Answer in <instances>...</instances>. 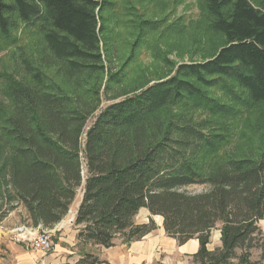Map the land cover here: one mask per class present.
<instances>
[{
    "label": "trees",
    "instance_id": "obj_1",
    "mask_svg": "<svg viewBox=\"0 0 264 264\" xmlns=\"http://www.w3.org/2000/svg\"><path fill=\"white\" fill-rule=\"evenodd\" d=\"M152 2L161 0L127 1L133 38L112 71L104 59L112 0H0L3 41L14 42L21 27L39 35L34 58L17 48L21 77L0 73V200L9 211L23 206L32 227L50 229L81 195L77 241L105 249L117 236L128 244L155 231L152 219L133 221L146 209L178 244L198 241L192 264H263L264 136L249 154L215 160L230 134L194 114L231 117L241 106L258 113L256 130L263 131L264 0H197L206 34L220 37L208 56L175 65L156 49L168 75L106 105L87 127L102 88L120 86L138 48L158 30L161 20L134 6ZM190 185L210 190H179ZM218 225L220 247L209 250ZM102 263L86 254L76 264Z\"/></svg>",
    "mask_w": 264,
    "mask_h": 264
},
{
    "label": "rangeland",
    "instance_id": "obj_2",
    "mask_svg": "<svg viewBox=\"0 0 264 264\" xmlns=\"http://www.w3.org/2000/svg\"><path fill=\"white\" fill-rule=\"evenodd\" d=\"M127 1L112 0L114 3L113 10L105 13V17L109 20L107 24L112 43L111 52L105 55L104 59L105 66L112 71H115L128 55L129 44L133 38L132 28L126 23L130 19L126 12ZM134 6L142 17L150 20H161L159 28L148 34L146 45L138 48L134 58L128 64L127 76L120 86H116L107 92H104L102 88L100 106L89 117L87 127L91 125L99 110L106 105L137 92L147 83H153L168 75L169 67L166 68L154 56L157 53L156 49L161 50L168 60L175 65L182 62H198L208 56L211 51L210 45L216 44L220 38L206 34L197 0H161L160 4L152 2ZM175 23L180 25L179 31L170 32L167 26ZM13 39L14 42L3 41L0 38V73H9L21 77L22 71L16 54L17 48H21L27 56L34 58L39 43V35L34 29L21 27L13 33ZM47 73L52 75L50 71ZM210 94L219 102L230 104L228 97L218 89H211ZM0 103H3L1 82ZM194 118L197 121L208 122V126L212 129H222L224 133L230 134L227 143L215 156V160L220 159L228 152L234 155L249 154L255 151L258 146L260 147L261 139L264 136V129L262 132L256 130V122L259 119L258 113L241 106L236 107V114L231 117L213 118L203 111H197ZM179 190L195 195L209 191L210 186L190 185ZM22 227H24L22 217H10L9 205L0 200V264L8 263L9 252L12 251L13 247L25 249L24 245L28 243L21 242L19 237L22 234L26 235L27 232V235H32L36 232L26 227L22 230L26 231L20 232L19 229ZM259 227L264 230V222ZM257 257L258 253L254 252L253 258L257 259Z\"/></svg>",
    "mask_w": 264,
    "mask_h": 264
},
{
    "label": "crops",
    "instance_id": "obj_3",
    "mask_svg": "<svg viewBox=\"0 0 264 264\" xmlns=\"http://www.w3.org/2000/svg\"><path fill=\"white\" fill-rule=\"evenodd\" d=\"M80 199L81 195L73 202L68 214L59 223L48 229L54 231L53 248L50 252L33 251L28 244H25L27 243L23 239L25 234H22L19 238L25 244V249L13 247L9 252V261L6 264H76L86 254L95 256L103 262L102 264H192V256L199 248L198 241L191 239L184 244H178L175 239L165 234L162 218L151 216L146 209L139 210L133 219L134 223L136 225L145 224L149 219H152L157 229L141 240L125 244L122 238L117 236L113 242L114 245L108 249L79 243L77 241L79 227L73 224V220ZM15 205L16 207L9 211L10 217L19 218L21 216L23 226L32 231L42 229L40 225L32 227L23 206ZM262 222L264 220L259 221L258 225L260 226ZM219 228L220 225L211 232L210 243L207 246L209 250L220 247ZM262 231L264 232V230Z\"/></svg>",
    "mask_w": 264,
    "mask_h": 264
},
{
    "label": "built area",
    "instance_id": "obj_4",
    "mask_svg": "<svg viewBox=\"0 0 264 264\" xmlns=\"http://www.w3.org/2000/svg\"><path fill=\"white\" fill-rule=\"evenodd\" d=\"M25 229L24 227L20 228V232ZM53 236L54 231L48 229H41L34 232L32 235H25L24 240L28 243L29 247L33 251L48 253L53 248Z\"/></svg>",
    "mask_w": 264,
    "mask_h": 264
}]
</instances>
